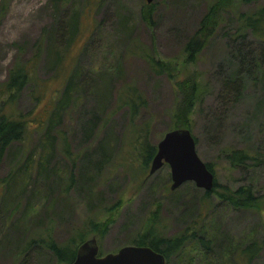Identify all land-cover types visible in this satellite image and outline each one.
Returning a JSON list of instances; mask_svg holds the SVG:
<instances>
[{
    "label": "trees",
    "instance_id": "16d2710c",
    "mask_svg": "<svg viewBox=\"0 0 264 264\" xmlns=\"http://www.w3.org/2000/svg\"><path fill=\"white\" fill-rule=\"evenodd\" d=\"M103 1L51 0L54 11L51 25L45 27L41 37L32 43L28 57L18 56L14 60L0 82V161L3 157L17 158L9 172L0 178L3 183L0 228L10 223L13 234L16 233L19 228L17 222L25 223V219L40 206L36 203V192H46V200L40 207L46 215L43 218L46 226L34 236L14 238L17 244L14 247L18 252L16 258L23 257L17 261L18 264H42L40 261H28L26 255L30 249L35 250L36 254L46 252L47 261L52 264L71 262L76 246L87 238L86 233L90 229L92 232L94 229L105 231L122 204L120 198L105 204V209L110 213L105 221L90 218L86 225L59 243L52 232L51 213L57 201L56 197H52L53 193L59 192L61 199L66 200L69 188H73L91 196L95 191L94 177L116 158H121L122 164L136 165L140 175L145 174L156 150V143L149 140V121L142 119L147 98L134 81L123 79L122 55L114 54L110 58L104 54L100 60L92 61L87 67L80 62V55L92 50L97 43L96 36L101 24L97 22L96 32L84 35L80 27L81 17L96 6H101ZM257 1L213 0L199 19L198 27L183 45L187 60H195L225 12L231 13L234 25L227 36L237 63L221 78V82L223 91L232 94L234 100L241 96L248 78L260 79L264 83V4H257ZM238 2L255 6L245 10L232 7ZM3 4L4 1L0 4V10L4 8ZM144 5L142 15L150 21L154 5L152 2H145ZM115 16L117 32L128 36L129 17L118 10ZM75 40L84 44L74 51L72 44ZM19 51L22 54L26 51L25 47L20 46ZM142 55L152 72L171 75L173 65L154 57L147 49L143 50ZM42 57L45 66L51 71L46 77L38 75V64ZM51 78H57V81L48 90ZM175 84L180 99L174 105L172 124L167 131L181 126L191 128L190 115L200 96V83L195 77L175 81ZM25 91L34 101L33 106L26 111L18 110L17 100ZM72 117L77 126L75 131L81 136L79 145L83 143L85 146L79 150L71 148L64 123ZM32 131L37 132L38 138L32 148L23 154L24 148L20 146L26 144ZM193 137L197 141L194 134ZM14 145L18 148L16 151L12 148ZM223 158L232 168L250 169L263 164L264 153L259 149L249 151L243 147H228L223 152ZM205 163L212 170L211 163ZM213 185L211 189L201 191L199 201L215 193L226 204L242 210L258 208L264 200V195L258 194L250 183L231 188L217 183L214 178ZM22 200L23 208L20 205ZM158 207L157 204L151 210L129 244L153 247L166 257L165 264H252L260 251L264 250V237L245 236L239 241H231L226 232H220L218 236L207 234L203 226L199 225L201 220L198 215L192 216L184 229L167 236L159 230ZM56 215L59 217L60 212ZM261 227L264 230V221ZM220 236V242L216 241L215 237Z\"/></svg>",
    "mask_w": 264,
    "mask_h": 264
},
{
    "label": "rangeland",
    "instance_id": "374dc122",
    "mask_svg": "<svg viewBox=\"0 0 264 264\" xmlns=\"http://www.w3.org/2000/svg\"><path fill=\"white\" fill-rule=\"evenodd\" d=\"M2 1L4 8L0 10V82L18 56L28 57L32 43L41 37L45 27L51 25L54 12L51 0ZM2 1L0 0V4ZM212 1L153 0L151 18L147 21L142 15L145 0H104L101 6H96L97 8L81 17L80 27L84 35L96 32L97 22L100 21L101 24L96 36L97 43L92 50L80 55V62L87 67L92 61L100 60L104 54L110 58L114 54L120 57L122 55L123 79L134 81L147 98L142 119L149 121V140L156 144L172 124L171 114L180 99L175 81L195 77L200 83V96L193 105L190 129L197 140L196 152L202 161L211 163L217 183L231 188L250 183L258 194L264 195V162L255 168L237 169L230 167L223 158V152L228 147H243L249 151L259 149L264 153V83L260 79L248 78L241 96L236 100L222 88L221 78L237 63L227 36L234 25L231 22V13L225 12L195 60H187L183 49ZM257 4H264V0H258ZM254 6L238 2L232 7L245 10ZM116 10L130 19V34L126 37L117 32ZM83 44L84 42L75 40L72 48L75 51ZM20 46H24L26 50L22 54L19 51ZM144 49L151 51L154 57L163 62L173 65L171 75L152 72L143 59ZM38 67L40 77L51 74L43 57ZM56 81L57 78L50 79L48 90H51ZM33 103L31 96L25 91L19 96L16 108L26 111L31 109ZM64 123L71 148L79 150L85 147L83 143L79 145L81 136L75 131L77 126L73 123V117ZM116 130L120 131L118 127ZM28 136L26 144L20 146L24 148L23 154L32 148L38 138L36 131L30 132ZM15 146L12 147L14 151L18 149ZM57 148L59 150V146ZM56 157L59 155L56 154ZM116 159L94 177L95 191L91 196L73 188H69L66 200L61 199L59 192L52 194L57 199L51 213L54 227L52 232L59 243L66 241L71 233L86 225L90 218L99 222L105 221L110 214L105 209V204L108 205L117 198H120L122 204L105 231L94 229L92 232L90 229L86 233V237H96L98 252L103 254L114 252L119 246L131 243L134 234L142 228L157 204L159 230L167 236L184 229L191 217L198 215L201 220L199 225L203 226L207 234L218 236L220 232H226L231 241H239L245 236L264 237L261 227V222L264 221V200L258 208L241 210L226 204L215 193H211L209 198L202 200L204 204L201 205L199 196L203 189L192 181H184L177 188L170 189L168 164L163 163L149 175L148 169L145 174L140 175L136 165L122 164L121 158ZM15 160L17 158L10 156L1 159L0 178L14 166ZM2 190L3 183L0 179V197ZM45 193L36 192V203L40 206L25 219V223L17 222L19 228L16 233L13 234L10 223L1 226L0 264H16L23 258H16L18 252L14 247L17 246L15 237L34 236L46 226L43 220L46 215L43 208H40L46 200ZM24 200L20 202L21 208ZM59 212L58 217L56 214ZM215 239L220 242L221 236ZM260 252L252 264H264V250ZM45 254L44 251L36 254L35 250L30 249L28 255H25L29 262L52 264L47 261Z\"/></svg>",
    "mask_w": 264,
    "mask_h": 264
},
{
    "label": "water",
    "instance_id": "95a60500",
    "mask_svg": "<svg viewBox=\"0 0 264 264\" xmlns=\"http://www.w3.org/2000/svg\"><path fill=\"white\" fill-rule=\"evenodd\" d=\"M151 3L153 0H145ZM166 163L169 165L170 189L177 188L184 181H192L203 190L214 185V174L207 163L196 152V141L186 127L170 128L156 144V150L149 162L148 175ZM71 262L54 264H165L166 257L145 244L119 246L114 252L99 254L95 236L87 237L76 246Z\"/></svg>",
    "mask_w": 264,
    "mask_h": 264
}]
</instances>
